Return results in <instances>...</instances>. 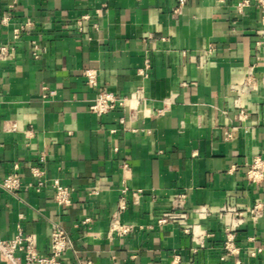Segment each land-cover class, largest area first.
Listing matches in <instances>:
<instances>
[{"label": "crops", "instance_id": "1", "mask_svg": "<svg viewBox=\"0 0 264 264\" xmlns=\"http://www.w3.org/2000/svg\"><path fill=\"white\" fill-rule=\"evenodd\" d=\"M242 1L0 0V46L14 47L0 58V181L15 164L22 180L0 187L2 236L21 223L46 254L56 222L74 240L62 264H264V168L248 175L257 157L264 165V8ZM253 65L255 89L243 93ZM97 88H141L142 110L98 115ZM54 179L70 206L55 203ZM122 196L126 234L111 230ZM168 211L185 213L188 231L159 224ZM233 225L239 254L223 258Z\"/></svg>", "mask_w": 264, "mask_h": 264}, {"label": "built area", "instance_id": "2", "mask_svg": "<svg viewBox=\"0 0 264 264\" xmlns=\"http://www.w3.org/2000/svg\"><path fill=\"white\" fill-rule=\"evenodd\" d=\"M264 8V0H256ZM188 0H177V7L185 5ZM250 1L245 0L238 3L237 7L239 10L243 9ZM100 10H97L99 12ZM90 18V15H83L79 23ZM2 21L6 23L7 18H3ZM20 28L14 29V37L18 38L20 36ZM264 32V31H263ZM258 45L262 46L264 50V39L257 42ZM14 49L12 45H2L0 46V58L7 57L10 52ZM212 52V47L208 49V53ZM258 58V56L256 55ZM254 65L248 71L245 80L239 85V91L243 93H249L255 89V79L256 76L253 70ZM151 69V58L147 55L143 61V65L138 69V73L146 77L149 75ZM87 82L92 86L97 87V74L92 70H87L86 73ZM142 89L138 88L126 95H117L106 89L97 88L95 97L92 99L89 108L91 111L97 113L98 115H104L112 112L116 109H122L123 111H132L134 115H137L142 110V105L144 102V97L142 95ZM163 109H145L143 115H158L162 114ZM237 117L240 121L244 122L248 119L249 113L239 107L237 111ZM126 122V117L122 116L120 118V123L124 124ZM231 133H227L226 137H230ZM261 159L256 158L252 169L248 172V175L252 179H256V172L258 169H263ZM31 171L34 175L40 176L43 172L38 167H32ZM46 182L40 180L37 184V189L40 190L44 187ZM52 185L55 189L54 200L59 207H68L72 203V193L70 189L62 185L58 179H54ZM0 187L9 192H15L22 187V180L19 171V165L15 164L13 166V171L9 173L3 180L0 181ZM127 207L126 196H122L118 201V211L112 216L111 230L116 231L119 234H126L131 229L132 226L124 224L120 221V213H122ZM259 205H255L253 209H250L252 215L257 214ZM224 211H234L233 207H224ZM22 216V215H21ZM254 217V216H253ZM89 219H86L88 221ZM237 223L242 222V215L239 213ZM159 224L166 223H179L184 227L185 231H188V224L186 221L185 213L179 212H165L158 219ZM237 225V224H236ZM229 233H227L226 240L224 241V251L225 254L223 258L228 255L239 254V250L236 247L235 240V225L228 228ZM73 238L69 230L62 227L56 222H52L50 226V237H49V249L46 254L42 253L38 247V241L35 234L25 233L21 223L17 224V231L15 236L11 238H5L2 236L0 231V259L5 264H62L63 256L66 251L74 248ZM264 250L263 247L257 249L258 252ZM236 264H242L240 259L236 260Z\"/></svg>", "mask_w": 264, "mask_h": 264}]
</instances>
